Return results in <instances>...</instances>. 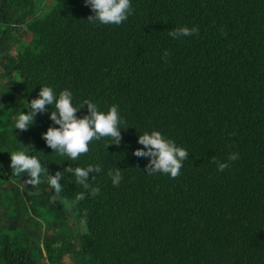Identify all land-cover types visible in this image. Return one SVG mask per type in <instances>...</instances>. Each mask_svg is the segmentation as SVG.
<instances>
[{
    "label": "trees",
    "instance_id": "1",
    "mask_svg": "<svg viewBox=\"0 0 264 264\" xmlns=\"http://www.w3.org/2000/svg\"><path fill=\"white\" fill-rule=\"evenodd\" d=\"M130 7L112 25L90 22L83 0H0V264H264V0ZM182 25L197 32L168 35ZM39 85L70 90L77 106L116 104L119 144L91 140L69 160L41 139L47 111L13 128ZM149 130L187 150L177 176L147 174L148 157L132 155ZM18 149L39 159L36 185L8 169ZM87 164L100 166L95 196L63 171ZM56 170L59 193L46 183Z\"/></svg>",
    "mask_w": 264,
    "mask_h": 264
},
{
    "label": "clouds",
    "instance_id": "2",
    "mask_svg": "<svg viewBox=\"0 0 264 264\" xmlns=\"http://www.w3.org/2000/svg\"><path fill=\"white\" fill-rule=\"evenodd\" d=\"M91 15L87 17L90 22L99 24L119 25L131 14L130 0H83ZM197 28L192 26H179L168 32L175 39L181 36L193 35ZM168 52L164 50L162 59L167 57ZM26 111L20 109L13 118V128L24 130L31 124L38 112L47 111L48 119L52 122L40 133L44 144L59 156H66L69 160H75L80 154L86 153L89 141L102 137H110L111 144H119L121 121L116 104H112L101 110L97 104L87 98L79 104L73 103L72 92L68 89L54 91L48 85H39L36 96L25 101ZM49 106L48 109L45 106ZM86 106V112L80 116L75 113L81 106ZM51 106V109H50ZM54 125V126H53ZM137 143L142 147L133 149L132 155L136 157H148L144 167L147 174L161 173L169 177L179 174L183 160L187 157V150L175 144L171 139L165 138L157 130L144 131L138 134ZM107 145V144H106ZM105 145V146H106ZM8 154V169L13 175L24 174L25 185H36L40 182L42 165L35 155L27 154L24 150H11ZM236 153H230L225 161H214L217 171L228 167V161L237 159ZM64 161V160H61ZM63 171L70 173L75 182L87 190L89 196H95L99 192L97 186L88 183L89 173L100 172L98 164H87L81 166H64ZM113 186H118L122 176L117 167L106 171ZM61 170H56L46 175V183L56 193L61 191ZM84 192L76 193L75 200H82Z\"/></svg>",
    "mask_w": 264,
    "mask_h": 264
},
{
    "label": "rangeland",
    "instance_id": "3",
    "mask_svg": "<svg viewBox=\"0 0 264 264\" xmlns=\"http://www.w3.org/2000/svg\"><path fill=\"white\" fill-rule=\"evenodd\" d=\"M49 3H50V2H48V4H49ZM25 38H26L27 40H30V39L34 38V35H33V34H30V33H27L26 36H25Z\"/></svg>",
    "mask_w": 264,
    "mask_h": 264
}]
</instances>
